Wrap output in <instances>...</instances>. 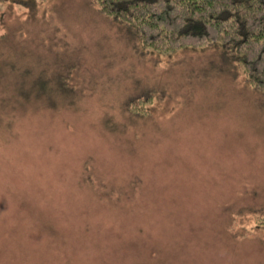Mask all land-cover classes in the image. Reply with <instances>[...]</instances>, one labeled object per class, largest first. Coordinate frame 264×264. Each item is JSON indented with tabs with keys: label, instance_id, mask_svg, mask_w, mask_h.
<instances>
[{
	"label": "rangeland",
	"instance_id": "rangeland-1",
	"mask_svg": "<svg viewBox=\"0 0 264 264\" xmlns=\"http://www.w3.org/2000/svg\"><path fill=\"white\" fill-rule=\"evenodd\" d=\"M0 92V264H264V92L220 43L0 0Z\"/></svg>",
	"mask_w": 264,
	"mask_h": 264
},
{
	"label": "trees",
	"instance_id": "trees-1",
	"mask_svg": "<svg viewBox=\"0 0 264 264\" xmlns=\"http://www.w3.org/2000/svg\"><path fill=\"white\" fill-rule=\"evenodd\" d=\"M96 1L102 13L126 25L142 45L168 51L220 43L225 53L242 61L247 84L264 92V0ZM5 92H0V107L22 104L27 97ZM146 99L131 100L129 109Z\"/></svg>",
	"mask_w": 264,
	"mask_h": 264
}]
</instances>
